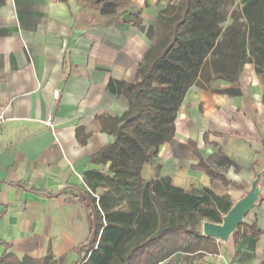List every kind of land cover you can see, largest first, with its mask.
<instances>
[{
    "label": "crops",
    "instance_id": "obj_1",
    "mask_svg": "<svg viewBox=\"0 0 264 264\" xmlns=\"http://www.w3.org/2000/svg\"><path fill=\"white\" fill-rule=\"evenodd\" d=\"M95 1L0 0V258L51 255L53 262L75 264L90 241L84 176L109 173V165L92 158L114 143L100 120L129 109L124 90L153 46L158 16L168 3ZM248 66L249 80L242 75L236 83L214 81L208 90L188 91L176 135L143 165L144 181L170 179L196 195L208 188L229 195L233 204L244 197L264 171V75ZM54 91L60 92L58 101ZM191 141L236 186L224 187L194 170L199 158ZM263 198L245 220L262 232L258 239L217 241L218 254L190 264H264Z\"/></svg>",
    "mask_w": 264,
    "mask_h": 264
},
{
    "label": "trees",
    "instance_id": "obj_2",
    "mask_svg": "<svg viewBox=\"0 0 264 264\" xmlns=\"http://www.w3.org/2000/svg\"><path fill=\"white\" fill-rule=\"evenodd\" d=\"M247 65L264 75V0H168L157 19L156 40L124 90L129 109L122 117L100 120L114 143L92 161L109 165V173L84 176L81 194L94 236L75 264H164L179 254L219 253L217 240L201 231L205 222L222 224L234 206L231 197L208 188L196 195L170 179L144 181L140 172L174 139L188 91L208 90L214 81L236 83ZM189 144L199 158L194 170L224 187L233 185L201 158L194 142ZM261 234L256 224L244 222L233 237L258 239ZM0 264L60 263L51 255L35 260L6 253Z\"/></svg>",
    "mask_w": 264,
    "mask_h": 264
},
{
    "label": "water",
    "instance_id": "obj_3",
    "mask_svg": "<svg viewBox=\"0 0 264 264\" xmlns=\"http://www.w3.org/2000/svg\"><path fill=\"white\" fill-rule=\"evenodd\" d=\"M261 176H257L256 180L252 183L251 190L246 196L234 204L230 212L224 217L222 224L211 222L203 224V236L214 238L223 243L230 240L237 228L244 223L245 217L255 207L259 199L261 190L258 183L261 180ZM93 236L94 232L91 235L90 242Z\"/></svg>",
    "mask_w": 264,
    "mask_h": 264
},
{
    "label": "rangeland",
    "instance_id": "obj_4",
    "mask_svg": "<svg viewBox=\"0 0 264 264\" xmlns=\"http://www.w3.org/2000/svg\"><path fill=\"white\" fill-rule=\"evenodd\" d=\"M167 2H168V0H167ZM177 2V1H176ZM231 22V21H230ZM229 22V23H230ZM243 76H245L246 78H248V80L251 78V76H252V68L250 67V66H248V67H246L245 68V70H244V73L242 74ZM258 175H262L261 176V180H260V182L258 183V186L260 187V190H261V192H260V196H259V199H258V201H257V203H256V205H255V207L254 208H256L258 205H259V203H260V201H261V199H262V196H263V193H264V171L263 172H261V173H259ZM257 175V176H258ZM257 178V177H256ZM256 180V179H255ZM251 187H252V185H251ZM251 187H249V189L247 190V192L245 193V195H244V197L246 196V194L251 190ZM244 197H242V199L244 198ZM241 200V199H240ZM237 203V202H236ZM235 204V203H234ZM253 208V209H254ZM252 209V210H253ZM250 213V212H249ZM248 213V214H249ZM247 214V215H248ZM247 217V216H246ZM246 217H245V219H244V222H245V220H246ZM88 223H89V221H88ZM202 234H203V229H202ZM218 241V240H217ZM221 242V241H220ZM178 258H181V262L182 263H178V262H176L175 261V258H173L171 261H170V263L169 264H190V263H193V261L194 260H196L197 258H201L202 256L201 255H197V256H185V255H182V254H179L178 256H177Z\"/></svg>",
    "mask_w": 264,
    "mask_h": 264
},
{
    "label": "built area",
    "instance_id": "obj_5",
    "mask_svg": "<svg viewBox=\"0 0 264 264\" xmlns=\"http://www.w3.org/2000/svg\"><path fill=\"white\" fill-rule=\"evenodd\" d=\"M59 98H60V92H59V91H54V93H53V99H54L55 101H58ZM4 121H5L4 114L0 111V127H1V125L4 123ZM53 122H54V118H53V116L51 115V116H49V117L46 119V122H45V123H46V125H48L49 127H52Z\"/></svg>",
    "mask_w": 264,
    "mask_h": 264
}]
</instances>
